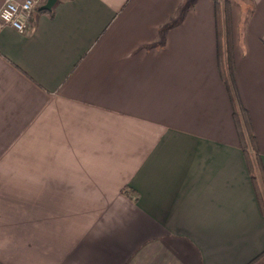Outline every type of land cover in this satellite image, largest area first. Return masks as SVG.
Instances as JSON below:
<instances>
[{"label": "crops", "instance_id": "1", "mask_svg": "<svg viewBox=\"0 0 264 264\" xmlns=\"http://www.w3.org/2000/svg\"><path fill=\"white\" fill-rule=\"evenodd\" d=\"M46 3L0 33V264H264L232 103L264 175V0L232 3L234 94L215 0Z\"/></svg>", "mask_w": 264, "mask_h": 264}, {"label": "trees", "instance_id": "2", "mask_svg": "<svg viewBox=\"0 0 264 264\" xmlns=\"http://www.w3.org/2000/svg\"><path fill=\"white\" fill-rule=\"evenodd\" d=\"M58 1H70V0H58ZM215 9V25L217 36V62L219 72L227 86V89L234 94V74H235V59L233 53V27H232V6L226 1L224 7H220L216 3ZM232 97V96H231ZM233 103V119L237 128L239 140L244 153L248 156L250 152L253 154L252 159L249 158L250 169L252 172V180L257 185V180L260 179L261 185L264 189V175L262 173V167L260 162V152L251 122L248 118L247 112L241 105L236 103L234 97H232ZM255 162L259 176L256 175L254 165ZM257 192L260 196V191L257 186Z\"/></svg>", "mask_w": 264, "mask_h": 264}, {"label": "built area", "instance_id": "3", "mask_svg": "<svg viewBox=\"0 0 264 264\" xmlns=\"http://www.w3.org/2000/svg\"><path fill=\"white\" fill-rule=\"evenodd\" d=\"M43 0H5L0 9V33L11 28L23 34L27 28L33 10Z\"/></svg>", "mask_w": 264, "mask_h": 264}, {"label": "rangeland", "instance_id": "4", "mask_svg": "<svg viewBox=\"0 0 264 264\" xmlns=\"http://www.w3.org/2000/svg\"><path fill=\"white\" fill-rule=\"evenodd\" d=\"M215 1L217 4L220 5L221 8L224 7V2L228 1L231 4V6L233 3V5H235L238 9H242L243 0H215Z\"/></svg>", "mask_w": 264, "mask_h": 264}, {"label": "water", "instance_id": "5", "mask_svg": "<svg viewBox=\"0 0 264 264\" xmlns=\"http://www.w3.org/2000/svg\"><path fill=\"white\" fill-rule=\"evenodd\" d=\"M56 3H57V0H47V3L44 6H42L39 9V11L40 12H50L53 9V7L56 5Z\"/></svg>", "mask_w": 264, "mask_h": 264}]
</instances>
